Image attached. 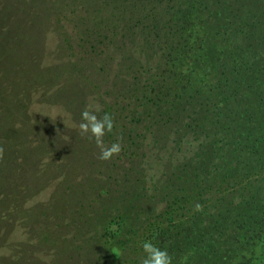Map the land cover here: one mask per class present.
Returning <instances> with one entry per match:
<instances>
[{"label":"rangeland","instance_id":"1","mask_svg":"<svg viewBox=\"0 0 264 264\" xmlns=\"http://www.w3.org/2000/svg\"><path fill=\"white\" fill-rule=\"evenodd\" d=\"M213 3L217 12L210 17L212 42L225 44L232 53H226L227 58L237 59L242 72L249 62H264V0ZM132 4V0H0V147L4 149L0 264H131L133 256L146 255L143 241L136 242V235L129 232V227L140 226L138 220L125 218L127 230L107 238L115 229L113 215L122 208L119 190L126 187L121 172L127 159L118 165H112L116 156L100 160L95 140L81 137L77 130L86 105L100 108L96 114L102 116L103 107L115 100L113 91L124 86V76L129 78L127 66L145 58L133 41L138 40L135 29L119 26L131 20H120L109 40L101 34L109 31L120 10L132 11L128 18L136 17L140 7ZM259 90L263 96L264 86ZM235 95L232 92L229 103L239 114L255 102L253 87ZM125 102L122 107L127 111L131 100ZM114 118L115 123L126 124L122 115ZM174 136L170 132L160 144L152 142L151 134L144 139L142 163L148 176H164L168 167L196 149V141L187 142L188 135L174 146ZM104 140L109 145L118 141L109 134ZM243 170H233L232 179L241 175L250 182L245 196L262 186L259 196L264 197V169L259 170L262 181L252 171L245 172V166ZM231 199L236 205L237 199ZM111 242L116 244L114 252ZM243 245L240 251L223 249L222 257L208 263L264 264L263 241L248 239ZM196 257L199 251L189 258L201 263Z\"/></svg>","mask_w":264,"mask_h":264},{"label":"trees","instance_id":"2","mask_svg":"<svg viewBox=\"0 0 264 264\" xmlns=\"http://www.w3.org/2000/svg\"><path fill=\"white\" fill-rule=\"evenodd\" d=\"M132 3L133 8L140 7L136 17L128 18L127 12L132 11L120 10L109 23V31L101 32L109 40L119 21L129 19L131 24L119 26L135 29L138 40L134 37L133 41L145 53L143 61L127 66L129 78L123 77L124 86L113 91L115 100L102 110L126 120V124L115 123L109 133L122 144L112 165L127 160L121 172L126 187L119 190L122 208L113 215L115 229L109 231L108 240L127 230L124 221L129 218L141 222L134 225L136 230L129 227L136 242L149 239L168 252L174 251L172 264H195L190 258L198 251L197 263L202 259L198 264H209L208 260L223 256V249L242 250L248 239L264 244L262 186L253 187L245 196L250 182L241 175L232 179L233 170L244 171L243 166L259 180L263 176L259 170L264 169V95L259 88L264 86V62H249L253 67L242 72L237 59L227 58L232 53L226 51L225 44L212 42L210 17L217 12L213 0ZM244 87H253L255 102L239 114L229 99L232 92L240 95ZM126 99L131 100L127 111L122 107L128 103ZM170 132L175 134L174 146L188 135L187 142L196 141L197 147L168 167L164 176H148L142 163L144 139L151 134L152 142L160 144ZM232 197L237 199L236 205ZM197 203L202 211L195 210ZM115 246L111 242L109 249L113 251ZM141 254L133 256L131 264H141Z\"/></svg>","mask_w":264,"mask_h":264},{"label":"clouds","instance_id":"3","mask_svg":"<svg viewBox=\"0 0 264 264\" xmlns=\"http://www.w3.org/2000/svg\"><path fill=\"white\" fill-rule=\"evenodd\" d=\"M100 111L101 109L98 107L93 108L91 104L86 105L81 112V122L78 124L77 130L81 137L89 141L95 140L96 146L100 149L98 158L107 161L112 159L113 156L120 154L122 144L118 141L110 145L105 143L104 137L113 132L116 124L115 118L111 113H104L102 116H98L96 113ZM3 152L4 149L0 147V158H2ZM195 210L202 211V205L197 203ZM141 247L146 254L141 259V264H172L173 257L169 252L160 248L151 240H144L141 243Z\"/></svg>","mask_w":264,"mask_h":264}]
</instances>
